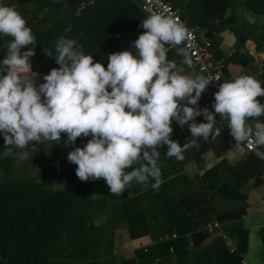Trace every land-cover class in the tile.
Listing matches in <instances>:
<instances>
[{
    "label": "clouds",
    "instance_id": "clouds-1",
    "mask_svg": "<svg viewBox=\"0 0 264 264\" xmlns=\"http://www.w3.org/2000/svg\"><path fill=\"white\" fill-rule=\"evenodd\" d=\"M144 32L133 42V51L109 54L107 68L93 56L77 50V41L59 37L54 42L59 65L43 77L38 87L31 75L29 58L36 37L14 6L0 4V37H11L0 65V134L5 141L0 157L26 160L36 145L59 143L65 147L78 138L91 137L67 156L76 165L82 182L103 179L110 193L119 196L134 183L154 189L161 184L160 151L177 160L199 140L221 135L216 114L236 143L253 141L264 146V87L256 78L241 75L221 83L214 94V112L198 102L211 78L187 73L168 59L169 47L192 66L183 45L188 28L173 16L151 14L141 21ZM169 46V47H166ZM203 116L206 122L196 123ZM187 126L192 139L181 145L171 139L173 122ZM252 123H249V122ZM35 142V144L33 143ZM30 149V151H29ZM129 169H131L129 171Z\"/></svg>",
    "mask_w": 264,
    "mask_h": 264
},
{
    "label": "crops",
    "instance_id": "crops-1",
    "mask_svg": "<svg viewBox=\"0 0 264 264\" xmlns=\"http://www.w3.org/2000/svg\"><path fill=\"white\" fill-rule=\"evenodd\" d=\"M0 4L14 6L36 37L34 49L29 46L24 51L31 49L35 52L36 48V57L29 59L31 69L36 72L31 70L27 74L33 73L31 76L37 87L44 83L45 75L53 68L59 67L55 61L54 47L57 38L76 40L77 50L93 56L94 62L101 63L107 68L109 54L120 51L134 52L133 42L144 32L140 25L146 17L129 0H0ZM233 9L226 10L224 21L231 16L232 22L233 20L238 22V13H242V7ZM242 16L245 22L253 23L250 22V19H253L250 15L242 13ZM229 23L218 26L217 29L211 28L209 31L193 28L204 38L208 36L213 51L215 54L219 53L224 61L234 52L242 55L247 53L254 59L245 67L226 64L224 69L229 80L241 75L254 77L253 66L263 60L264 53L261 51L256 53L255 46L250 40L239 45L232 32L234 29L226 27ZM11 39L0 37V51L2 49L6 51V45ZM247 44L256 55L250 52ZM167 55L169 60L184 68L185 74L195 73L191 67L180 64L183 57L176 55L174 47H169ZM37 71H42L43 74H34ZM222 75L224 76L223 71ZM216 120L217 127L222 128L221 135L214 141L210 138L205 142L201 138L200 147L187 150L182 160L168 157L166 147L159 149L158 163L162 182L158 189L152 187L155 181L150 180L147 187L134 183L112 200L101 201L98 195H90L89 202L95 206L89 218L91 225L94 226V232L90 236L92 251L89 259L81 264H121L132 258L133 264H178V256L183 249L187 252L194 249L191 244V233L194 235L199 233L205 237L201 247L208 246L216 236H220L222 245L231 252L234 249L233 241L224 236V232L226 233L228 227L235 222L219 223L215 216L237 208H243L246 212L245 218L239 221L247 234L246 253L241 260L244 259L247 264H264L263 244L258 234L264 229V171L260 176L256 172L254 177L248 180L250 189L247 193H243L242 189L238 191L245 196L244 202L238 203L214 193L216 188L224 184L229 186L237 183L243 177L245 166L248 165V161L243 158L246 153L228 138L220 121L217 118ZM195 122L206 121L201 118ZM172 127L174 130L171 139L174 141L183 145L192 139L187 126L181 128L173 122ZM65 135H61L59 143L46 142L36 145L34 152L29 149L30 155L26 160L15 158L17 150L13 149L11 171L7 174V179L13 183L32 179V184L39 185L41 189L62 191L69 164L67 156L70 152V146L65 147L67 141V137L64 139ZM90 138H79L76 146L83 147ZM255 178H259L261 182L254 184ZM79 196L82 195L76 197ZM132 197L137 198L144 222L143 227H135L139 232L135 238L129 237L128 222L115 211L119 201ZM94 201L98 205H95ZM214 222L218 223L219 228L210 234L207 233L206 227ZM129 223L132 224L130 220ZM177 233H182L186 248L182 243L175 241V238L181 237L176 235ZM167 241L174 243L172 248L165 247ZM213 254L214 251L203 256L205 264L212 262ZM193 263L192 259L186 258L179 264Z\"/></svg>",
    "mask_w": 264,
    "mask_h": 264
},
{
    "label": "trees",
    "instance_id": "trees-1",
    "mask_svg": "<svg viewBox=\"0 0 264 264\" xmlns=\"http://www.w3.org/2000/svg\"><path fill=\"white\" fill-rule=\"evenodd\" d=\"M3 1V0H1ZM170 3L173 8H178L179 16L188 25L197 29H206L209 31L211 28L217 29L226 12V10H234L233 8L242 7V13L248 14L253 17L252 24L245 23L239 25L233 33L236 37V42L243 45L246 40H250L254 44L255 52L258 53L264 48V0H165ZM176 8V9H177ZM232 14V13H231ZM140 15H142L140 13ZM77 17H75L76 19ZM206 19V21H204ZM233 17L230 16L226 21H232ZM140 21L142 16H140ZM257 22H260V30L257 36H254L253 27ZM208 37V36H207ZM208 39L211 43V40ZM250 52L252 51L250 46ZM36 52V48H35ZM6 51H0V61L4 59ZM36 57V55H34ZM217 57H221L218 53ZM33 56L29 59L32 60ZM253 58L246 54L234 52L230 57L226 58L223 62L226 64L238 65L245 67L253 62ZM264 67V58L261 62ZM222 69L224 76L228 79L227 72ZM32 72L34 69H31ZM7 70L0 65V75L5 74ZM43 74L42 71L34 74ZM30 75H33L31 73ZM224 78V80H226ZM264 87V70L257 79ZM228 81H231L228 79ZM264 104V97L258 98ZM261 122H264V117H261ZM67 136H64V139ZM1 148L0 153L4 151L5 141L3 135L0 134ZM70 146V151L77 147L76 143ZM9 158V157H8ZM8 158L0 157V264H52L47 258V247L45 243L50 239H55L60 236L63 231V224L69 225L72 222L71 213L76 204L80 201L77 195L90 196L91 194L98 195L101 201L115 199L116 195L110 193L106 182L101 180L82 182L75 174L76 167L69 163L64 187L62 191H49L41 189L39 185L32 184V179L26 182L13 183L7 179V174L10 173V163L6 161ZM11 160V158H10ZM248 165L244 168L243 177L234 185L239 186L250 178H253L255 173L258 172L259 176L264 171V167L259 161L254 159L251 155L246 157ZM9 165V167H8ZM7 167V168H6ZM9 168V170H8ZM2 169H5L4 171ZM8 170V172H7ZM3 171V172H2ZM261 180L255 178L254 184H259ZM222 196L226 199L236 201L238 203L245 201V196L240 194L234 188L231 189L228 185H222L220 191ZM96 204V203H95ZM115 211L125 218L127 223V231L130 238H135L139 232L135 227L142 226L143 221L138 205L137 198H125L116 204ZM246 212L243 208H237L220 213L215 216L217 222H235L230 231H226V236L229 237L234 244V249L228 252L222 245L221 237L216 236L213 242L209 243L206 247H201V242L204 236L201 234L191 233L192 248L190 251L183 249L178 256V264L187 259H192L193 264H205L203 259L204 255L214 251L212 262L210 264H240L242 256L246 253L247 235L246 231L240 228L239 221L245 218ZM117 218V217H116ZM132 222V224L129 223ZM64 222V223H62ZM85 228L79 233L82 234L79 244L83 247L77 257V264H81L89 259L90 236L94 232V227ZM68 227V226H67ZM69 228V227H68ZM87 231V232H86ZM90 232V233H89ZM84 233V234H83ZM264 231H259V236L262 238ZM182 233L176 235L181 236ZM175 238V237H174ZM180 244L185 245V239L175 238ZM173 242L167 241L165 247L173 246ZM208 247V248H207ZM133 264L134 260L129 259L127 262L121 264Z\"/></svg>",
    "mask_w": 264,
    "mask_h": 264
},
{
    "label": "built area",
    "instance_id": "built-area-1",
    "mask_svg": "<svg viewBox=\"0 0 264 264\" xmlns=\"http://www.w3.org/2000/svg\"><path fill=\"white\" fill-rule=\"evenodd\" d=\"M132 2L139 11L145 16L151 14H161L167 16H173L179 22L183 23L188 28V35L184 41L182 47L185 48L189 58L192 60L191 68L197 74H202L211 78L213 81L210 83L206 91L202 94L198 106L200 109L208 108L209 111L214 112L212 105L214 104V94L219 90L221 83H224L222 69L224 67V59L217 57L212 49L210 41L204 38L196 29L188 25L179 16V12L172 7V5L165 0H129ZM204 118L203 116L197 117L196 120ZM216 118L222 124L228 138L239 146L246 154L251 155L254 159L259 161L264 167V146H258L253 141H245L242 143H236L235 139L230 134V129L227 127V121L222 122L218 114ZM249 123H252L251 121ZM174 124L178 127L179 124L174 121ZM218 223H211L206 227L207 233H212L218 229ZM240 264H247L243 259Z\"/></svg>",
    "mask_w": 264,
    "mask_h": 264
},
{
    "label": "rangeland",
    "instance_id": "rangeland-1",
    "mask_svg": "<svg viewBox=\"0 0 264 264\" xmlns=\"http://www.w3.org/2000/svg\"><path fill=\"white\" fill-rule=\"evenodd\" d=\"M176 8L177 7L175 6V9ZM176 10H178V9H176ZM240 16L242 17L241 19H240ZM238 17H239L238 22H235L233 20V22L231 21V23H229L230 21H228V22L224 21L222 18V20L220 22L221 24L219 26H222L223 24L229 23L228 25H230V26L227 25L226 27L228 29H230L232 27L231 29L236 30L239 25H244L245 23H248V22H245V19H243L242 13H238ZM253 21H254L253 19H250L251 23ZM259 28H260V22H257L256 26L253 27L254 36L258 35L259 30H260ZM232 32H231V34H233ZM247 46L250 47L249 44H247ZM260 51H261V53H264V48ZM261 62L262 61H260V62L258 61L255 64V66H253L254 68H253L252 75L256 79L259 78V75L264 70V67L262 66ZM1 142L2 141L0 140V151L2 150ZM248 156L249 155L244 154V156H243L244 160ZM11 157H9L6 161H8L10 163ZM8 167H9V165H8ZM2 170L4 171L5 169H2ZM8 170H9V168H8ZM8 170H7V172H8ZM0 178H1V176H0ZM247 182H248V180L246 182H244L243 184H240L239 186L233 185V184H231L229 186L231 187V189L234 188L236 191H239L240 189H242L243 193H245V192L247 193L248 190L250 189V185ZM242 186H244V187H242ZM222 192H223L222 190L220 191V187L216 188L214 190V193L218 196H221V197H222ZM78 198L81 201H79L78 204H76L75 208L72 210V213H71L72 222H71V224H69V225L63 224V231L61 232L60 236L57 235V237L55 239L54 238L50 239L45 243V246L47 247L46 250L48 253L47 258H48L49 262L52 264H77V257L76 256L78 254H80L82 249H83L81 244H79V242L82 239V236H80L82 234H80L79 231L80 230L82 231V229L84 230L85 228L86 229L91 228V230H92V226H91V223L89 221V218L91 217L92 212H94L95 206L90 204V202H89V200L91 199L90 196H87V197L86 196H79ZM94 203H96V202L94 201ZM95 205H98V204L96 203ZM62 223H64V222H62ZM239 224H240V228L245 230L242 227V224L240 222H239ZM96 225L99 226L98 224H96ZM233 225L234 224H231L228 227V231H230V229L233 227ZM97 226H95V227H97ZM249 226L250 225L248 224L247 227H249ZM261 231H264V229H262ZM225 235H226V233L224 232V236ZM262 238L263 239H261V241H262V244H263L262 247L264 250V233H262Z\"/></svg>",
    "mask_w": 264,
    "mask_h": 264
}]
</instances>
